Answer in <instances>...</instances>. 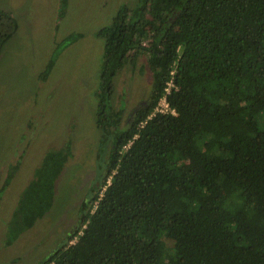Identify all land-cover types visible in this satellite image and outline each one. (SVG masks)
I'll return each instance as SVG.
<instances>
[{"label": "trees", "instance_id": "obj_1", "mask_svg": "<svg viewBox=\"0 0 264 264\" xmlns=\"http://www.w3.org/2000/svg\"><path fill=\"white\" fill-rule=\"evenodd\" d=\"M18 29L0 9V59ZM98 37V188L67 242L40 264H264V0H139ZM135 51L151 56V87L122 124L125 110L109 101ZM164 97L176 115H153ZM72 157L71 139L45 154L7 224V245L52 210Z\"/></svg>", "mask_w": 264, "mask_h": 264}, {"label": "rangeland", "instance_id": "obj_2", "mask_svg": "<svg viewBox=\"0 0 264 264\" xmlns=\"http://www.w3.org/2000/svg\"><path fill=\"white\" fill-rule=\"evenodd\" d=\"M138 1L68 0L62 12V0H0V9L19 22L0 59V264L45 261L67 242L79 224L82 204L98 188L96 169L105 158L97 127L105 42L98 32ZM148 20L146 47L154 32ZM133 55L135 65L117 75L109 101L115 111L125 110L122 124L146 103L152 81L149 53ZM50 61L54 67L47 76ZM70 139L74 157L58 182L52 210L7 245V224L34 170L47 152ZM12 168L17 172L8 184Z\"/></svg>", "mask_w": 264, "mask_h": 264}, {"label": "built area", "instance_id": "obj_3", "mask_svg": "<svg viewBox=\"0 0 264 264\" xmlns=\"http://www.w3.org/2000/svg\"><path fill=\"white\" fill-rule=\"evenodd\" d=\"M169 86L172 87V86H173V83L171 82V83L169 84ZM168 92H169V90H168ZM167 113H168V114L176 115V111L170 107V105H169V103H168L166 97H164V98L160 101V104H159V106L157 107V109H156V111H155V113H154L153 115H156V114H167ZM153 115H151V116L149 117V119H151ZM129 146H130V144L128 145V147H129Z\"/></svg>", "mask_w": 264, "mask_h": 264}]
</instances>
